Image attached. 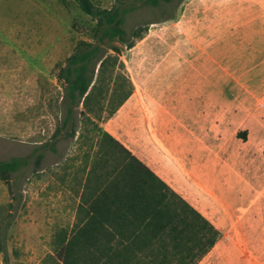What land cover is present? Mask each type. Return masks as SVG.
<instances>
[{"label":"rangeland","instance_id":"1","mask_svg":"<svg viewBox=\"0 0 264 264\" xmlns=\"http://www.w3.org/2000/svg\"><path fill=\"white\" fill-rule=\"evenodd\" d=\"M91 1L119 10L132 83L101 125L219 229L197 264H264V0ZM96 22L73 1L0 0V160L27 162L0 179L9 264H58L53 238L73 226L87 144L34 155L57 124L59 68Z\"/></svg>","mask_w":264,"mask_h":264},{"label":"trees","instance_id":"2","mask_svg":"<svg viewBox=\"0 0 264 264\" xmlns=\"http://www.w3.org/2000/svg\"><path fill=\"white\" fill-rule=\"evenodd\" d=\"M59 1L76 3L96 19L100 33L94 43L79 40L59 68L57 124L35 150L34 163L40 164L45 149L56 151L60 140L88 146L74 223L54 236L52 259L58 264H197L218 240L219 229L101 125L132 93L119 60L128 42L119 10L99 8L91 0ZM26 163L22 157L0 160V179L8 180ZM6 238L0 236L2 264H9Z\"/></svg>","mask_w":264,"mask_h":264},{"label":"crops","instance_id":"3","mask_svg":"<svg viewBox=\"0 0 264 264\" xmlns=\"http://www.w3.org/2000/svg\"><path fill=\"white\" fill-rule=\"evenodd\" d=\"M252 43H254V44H252ZM262 43H264V41H263ZM251 44H252V45H251ZM247 45H248L249 47L254 48V45H256V42H255V41H247Z\"/></svg>","mask_w":264,"mask_h":264}]
</instances>
